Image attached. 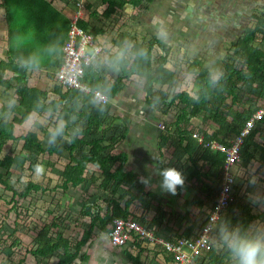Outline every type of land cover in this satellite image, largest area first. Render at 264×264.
Wrapping results in <instances>:
<instances>
[{"label": "trees", "instance_id": "16d2710c", "mask_svg": "<svg viewBox=\"0 0 264 264\" xmlns=\"http://www.w3.org/2000/svg\"><path fill=\"white\" fill-rule=\"evenodd\" d=\"M188 8H191V16H198L199 11L205 10L206 6L214 0H184ZM101 4L107 5L103 16L109 18L114 14L125 11L126 6L134 8H142L145 3H153L154 0H100ZM146 7V6H145ZM0 8L5 10L7 23L9 27V51L10 57L7 62L0 63V72L13 73L11 81H5L0 77V85L6 87L7 90H14L13 98L17 104L11 109L14 114L11 122H0V186L6 190H11L14 197L28 198L32 191L43 190L42 184L29 182L25 190L19 192L14 189V186L9 184L14 167L25 170V165L34 156H40L48 153L49 155L57 154L63 148L59 143H50V146L44 147L39 142L38 135L34 132H28L25 135L16 136L14 129L16 125H21L34 112H50L57 111L70 112L73 115L82 118L85 129L76 130L77 135L73 136L66 131L63 135L70 138L71 161L66 165L62 179L63 190H67L69 186L77 188L86 182V174L89 172L88 167L93 165L100 171L102 182L97 186L98 189L109 192L113 197L116 196L119 187H128L117 199L109 200V207L106 211L98 204H84L81 210V216L90 219L89 225L84 229L79 239H70L66 237L65 229L70 228L66 220H61L60 217H55L51 223L43 224L37 231L36 238L33 244L26 247L27 253L37 259V264H49L48 259L55 256L58 260L56 264H75L77 260L82 263L89 261V253L84 252L83 248L93 239L95 230L100 233L108 234L114 218L121 219H136L130 211V207L135 202L146 204L143 199V191L137 182V175L124 171V166L127 162V156L123 153H116V146L122 142L127 136V129L124 125L121 126L111 123L108 124L106 116L111 112L112 107L107 104L105 106L98 105L92 94H84L80 90H64L56 85L53 91L54 99L49 100V93L40 89L28 86V71L41 69H58L63 56V48L68 39L71 26L70 18H67L61 11L56 9L49 0H0ZM91 5H88V10ZM264 9V6H263ZM90 16H97V12H91ZM255 28H247L241 35L240 40L232 45L234 53L237 55L238 62L231 63L229 60L225 63L223 70L219 76L215 77L212 72L201 68L196 70L193 65L188 69L191 72L197 73L196 78L202 83V88L195 92L192 96L185 91L181 92H159L158 101L163 105H171L180 109V114L177 116L174 125L176 126L177 139L180 140V145L187 141L188 146L186 152L193 164H198V161H207L211 163L210 172L215 178L221 177L223 165L226 162V154L220 151L211 153L210 149H202L201 157L196 159L195 155L200 151V147L193 139L192 135L200 129H191L193 127L192 120L195 117H206L217 125L212 134L203 133L204 140L217 141L229 146L228 140L232 136H238L244 127L246 121L254 114L252 108L248 107V96H252V100L264 98V51L253 46L254 41L258 40V36L264 37V13L255 15ZM79 26L89 32L88 24L80 20ZM101 30L92 31L94 40L99 35ZM116 52H110V57L107 61L110 67H116L119 74L111 70L108 71L113 82L108 84L102 83L100 72L102 69L100 58L84 70L82 82L91 87V90H100L106 94L111 101L114 100L125 88L126 83L133 76H138L143 81V89L147 96L151 97L155 90V85L169 86V89L179 87V76L168 69L169 56L171 53L170 47L162 40L152 38L138 39L131 32H123L120 34V39L117 41ZM51 48V50H50ZM158 48L160 54L154 64V50ZM118 53L123 54L122 57H117ZM34 57L38 63V67H25L21 64L25 59ZM182 78V77H181ZM253 84V95H248L246 91L247 85L251 81L262 79ZM256 85V86H255ZM171 87V88H170ZM256 89V91H255ZM245 91L247 92L245 94ZM244 92V94H241ZM151 99V98H150ZM170 99V100H169ZM49 100V101H48ZM87 100L95 101V108L90 113L78 111L80 104ZM149 100V99H148ZM150 102V101H149ZM156 102V101H154ZM256 102V101H255ZM240 108V110H238ZM117 129V130H116ZM116 130V134L112 131ZM260 133L259 137L264 142V120L258 123L256 129L252 131L245 139L241 150V165L247 167L252 161H260L259 168H264V143L259 144L255 137L256 133ZM200 134V133H199ZM171 135V134H170ZM168 137L162 143H166ZM226 139V140H225ZM8 141H23V150L26 155H6L1 157L4 146ZM191 146V148H189ZM89 148V149H88ZM253 151H251V149ZM87 149V150H86ZM259 153V158L256 155ZM195 157V158H194ZM257 167V166H256ZM37 168L36 162H30L28 167L31 172ZM8 173V177L3 173ZM93 184L96 183L94 172H92ZM221 180L219 185L221 187ZM204 185L202 189H206ZM218 189V193L220 190ZM211 193L210 200L215 195L214 190L209 187ZM236 189V187H235ZM217 193V194H218ZM139 195H141L139 197ZM193 203H198L196 199L188 204V208L193 207ZM199 204V203H198ZM215 201L210 207L206 217L213 211ZM202 207V204H200ZM200 207L201 211L202 208ZM238 213H235L237 212ZM236 215L234 218H232ZM142 219V220H139ZM137 219L143 224V218ZM154 220H157L154 219ZM255 220V215L252 213V206L248 203H241L239 199L229 207L225 216L221 219L219 227L227 225L229 228L241 227L254 230L251 222ZM193 221V220H192ZM207 221L203 222V226ZM199 221H193L180 233L179 237L189 238L194 235L196 229L200 228ZM155 222L149 223L148 227L153 228ZM202 226V227H203ZM178 236V234H177ZM12 246L21 243L19 239L14 240ZM221 251L213 249L207 255L205 264H233V260L223 244ZM136 255H129L131 261H136L142 255L143 249L140 245ZM164 264L171 263L168 256H163ZM201 259L198 258L195 264H199ZM11 262V264H21ZM135 264H140L136 261Z\"/></svg>", "mask_w": 264, "mask_h": 264}, {"label": "crops", "instance_id": "0c3cea01", "mask_svg": "<svg viewBox=\"0 0 264 264\" xmlns=\"http://www.w3.org/2000/svg\"><path fill=\"white\" fill-rule=\"evenodd\" d=\"M52 5L61 11L67 18H70L71 15H73L77 11V6L74 9V6L71 4L70 0H49ZM80 1V0H79ZM100 0H89V3L85 2V6H83L82 11L85 10V8L88 10V5H91V9L89 11V15L85 14L83 12V17L81 20L85 21L89 26L88 30L90 33L92 31L101 30L100 34L96 36L95 43L99 46L103 47V52L100 56V61L102 65V69L100 72V78L102 79V83L108 84L110 81L113 82V79H111L108 71L111 70L113 72H116L119 74V70L116 67H110L109 64H107V61L109 59V55L111 51L112 53L116 52L118 49V46H116V42L119 41L120 35L123 32H131L137 36L138 39L141 38H147V40L152 39L149 36L148 31V25L149 27H152L155 31L159 33V36L162 34H167L168 42L167 45L171 49V53L169 56L170 61V67H167L171 71L175 72L179 76V80L181 83H179V87H176L177 91H175L174 88H171L175 92H181L185 91L187 93H190V91L187 89V85L183 84V80H187V78L191 75H196L197 73L191 72L188 69L193 65V67L196 70H200L201 68H204L210 72L214 73L219 72L223 70V67L225 63H227L229 60H231V63L236 64L235 62H238L240 59H238L237 55L234 53V49L232 48V45L234 43H237L242 33L247 28H255L256 27V20L254 19V12L252 11V7L250 4H247L246 2H241L240 0H214L210 2L205 10L199 11L198 16H191L190 10L192 7H194V4H192L191 7L186 6V3L184 0H154L153 3H145L143 4L146 12L143 13L140 18V20H137L136 24H142L146 27L134 28L135 24L128 25H122L119 29V34L110 40V42L107 40V33L105 28H101L98 26L93 27V23H96L97 16L100 15L103 20L109 21V20H115L120 17V15L124 12L121 11L118 14H114L113 16L109 18H105L103 16V13L107 7V5L104 6V10L102 13H98L97 9L93 8V4L98 2ZM187 1V0H186ZM78 2V0H77ZM178 6H181L182 9H186V21L189 24H194L195 26H191L190 31H188V35L191 37L189 40H187L184 43H175L174 39H177V33L176 31L180 30L179 37L182 38V32L186 30V25L182 24L180 25L178 21L180 19H184L181 13V16H179L177 9ZM264 6V5H263ZM85 7V8H84ZM125 10L132 9L129 5L125 7ZM213 9V12L216 11H223L225 15L223 18L216 19L211 22V19L209 18V15L212 14V11L210 9ZM138 9V8H134ZM132 9V10H134ZM193 9V8H192ZM263 9V7H262ZM97 12V16H90L91 12ZM155 15V16H153ZM230 16L227 18V16ZM252 16V19L255 20L254 26L247 25V22L241 21L242 17L248 18ZM157 17V20L153 21V19ZM178 19L172 24L169 23L172 20ZM227 19H226V18ZM233 17V18H232ZM232 18V19H231ZM189 19V20H188ZM189 21V22H188ZM232 22V23H231ZM238 24V29L236 33L232 32L233 25ZM169 25H172L174 29H169ZM183 25L185 26V29H183ZM196 28L199 29V34L197 37ZM183 30V31H182ZM187 32V31H185ZM194 34V35H193ZM93 35V34H92ZM258 36V40L254 41L253 46L257 47L258 49L264 51V48H260L257 46V41L262 42L264 41V37ZM187 37V36H186ZM188 39V38H187ZM161 40V39H160ZM200 40V41H199ZM163 41V40H162ZM192 47L190 50L186 48V45H189ZM227 44H229V47H227ZM186 48V49H185ZM227 48V51H226ZM106 50H109L107 54ZM230 53V54H229ZM160 54V51L158 53V56ZM184 54V55H183ZM117 57H122L123 54L118 53ZM173 55V56H172ZM10 57V51H9V27L7 23V16L5 13V10L0 8V63L1 62H7L8 58ZM182 61V62H181ZM23 65V62H21ZM172 67V68H171ZM182 67V69H181ZM53 68L50 69H41V70H30L28 71V78L34 75V88L40 89L42 91H47L49 93V100L54 99V89L57 85L56 79H54V85L53 80H50V73L52 72ZM7 74H10V77H5ZM40 74L39 78H35ZM264 76V73H263ZM0 77L4 79L5 81H11L10 79L13 76V73L6 72L2 73L0 72ZM182 77V78H181ZM10 78V79H9ZM32 78V77H31ZM30 78V79H31ZM13 80V79H12ZM263 80L257 79L254 82L251 81L247 87L246 91L249 92L248 95H253V84L255 82H259ZM33 82L31 79L30 82ZM12 84H14V80L11 81ZM251 84V86H250ZM256 86V85H255ZM171 89H169V86H161V85H155V90H153L154 94L149 97L147 96L145 90L143 89V81L138 76H133L130 81L126 83V86L124 90L116 97L113 101L110 102V106L112 107L111 112L109 110L108 115L106 116V121L108 122L110 119L112 120V125H124V128L127 129V136L126 138L120 142L115 149L116 153H123L127 156V162L124 166V171L128 173H133L137 175V182L140 185L142 191H143V199H145L147 202L145 206L140 204V202H135L131 205L130 211L132 215L137 217L136 219L143 218V221L147 224L155 222L156 225L153 228H156L158 230L159 234L166 236V233L174 234L172 235L173 239L177 238L184 231V229L189 225L190 219L192 216H204L206 217L207 213L210 210V201L216 200L218 197V189L214 190L210 185L211 180L214 179V181L220 179V177L215 178L212 173L210 172L211 163L207 161H198V164L194 165L192 160L189 158V155L187 154L186 147L188 146V142L185 141L180 145V140L177 139L178 133L176 134V126L174 125L177 116L180 114V109L171 105H161V102L158 101V97L160 94L159 92H168ZM245 91V94L247 93ZM256 91V89H255ZM192 96L195 95V93H190ZM241 94H244V92H241ZM14 90H7L6 87L0 85V122L7 120H10L11 115H13L11 109L14 105L17 104V101L13 98ZM250 99H247L248 107L252 108L253 111H255L256 108L260 106H264V98L259 100H252V96H248ZM51 98V99H50ZM151 98V99H150ZM149 99V100H148ZM11 105H10V103ZM48 100V101H49ZM170 100V99H169ZM150 101V102H149ZM156 101V102H154ZM95 108V101L94 100H87L85 103L80 104L78 107V111H83L86 113H90L92 109ZM240 110V108L238 109ZM9 112L7 115L4 116L5 113ZM39 115L40 117L44 116V112H34L30 117L23 122L21 125H16L14 129V133L16 136L25 135L28 132H34L38 135L39 142L42 143L40 137H39V128L38 123L37 127H35L34 130H28L25 133H22L21 135L16 134V128L17 126H23L24 123L29 121L33 115ZM61 117L59 118V124L62 122L64 125V130L68 132L69 134L76 136L77 131L79 130L77 127L80 128V126H84L80 121L83 119L79 118L75 115H73L70 112H61ZM13 119V116L11 117ZM210 123V124H209ZM109 124V122H108ZM193 127H191L189 130L193 129H200L197 131V133L203 134L208 133L209 135L212 134L216 129H218L217 125L211 122L210 120H207L206 117H195L192 120ZM34 126V125H33ZM76 128L73 129V127ZM161 126H165L162 128ZM50 127V126H49ZM45 133L49 134V143L47 146H45L43 143L42 145L46 148L50 146L51 143V137L55 133L54 130L50 131L49 129H46ZM196 133V132H195ZM171 134V135H170ZM260 133H256V141L263 145V140L261 137H259ZM264 136V133H263ZM168 137V141L164 144L162 143L164 139ZM235 136H232L228 142L234 138ZM226 140V139H225ZM23 142V141H22ZM57 143L61 145L63 148H61L57 154L49 155L48 156H63L65 157V166L63 167L62 173L66 167L71 161L70 158V151L68 150L70 144V138L66 135H63V132L61 136H58L56 138ZM24 144V142H23ZM191 148V146H189ZM89 149V148H88ZM192 149V148H191ZM254 148L251 149L253 151ZM87 150V149H86ZM22 151L23 145H22ZM213 153V152H211ZM44 155V154H42ZM66 155H68L66 157ZM200 151L197 152L195 155L196 159H199L201 157ZM41 156V155H40ZM40 156H35L39 158ZM194 157V158H195ZM259 158V153L256 155V159ZM37 164V168L34 171V176L40 177L37 174H40L39 172V164ZM46 166L52 169L55 165L52 162L47 161ZM175 167L178 170H180L184 175L186 174V181L185 186L183 189H178V194L173 196L169 193L162 192L159 187L160 183V177L159 172L167 167ZM260 166V161H252L247 167L243 166V164H239V174L241 176L251 174V170L254 169V167ZM88 171L90 172L89 177L86 175V182L88 184L93 183L92 172H94V176L96 179V182L100 180V183L102 182V177L100 175V171L96 169L93 165H90L88 167ZM96 172H99V175L96 174ZM151 177V186L146 187L143 183L140 182V177ZM209 178L210 182L207 180ZM243 179V177H240ZM221 180V179H220ZM247 180V179H243ZM249 180V177H248ZM36 182V181H34ZM85 182V183H86ZM99 183V184H100ZM211 183V184H210ZM249 183V182H248ZM244 184V189H246L249 184ZM252 183L255 184V178L252 180ZM258 184V183H256ZM204 185H207L206 187H211L214 190L215 195L213 196V199L210 200L209 194L211 193L210 189H202ZM260 187V188H259ZM258 186H251L250 193L252 194H258V192H264V187ZM128 187H119L117 190V194L115 197H113L109 192L102 191V193L108 194L109 199L105 200L106 205H102V208L104 211H106L109 207L108 203L109 200L112 198H118L121 194H123ZM68 190V189H67ZM64 189V191H67ZM121 190V191H120ZM236 190L240 192V187H236ZM139 195V197L141 196ZM194 196V197H192ZM149 197V199H147ZM201 198L202 200H200ZM151 199V200H150ZM196 199V201L199 203H193V207L188 208V204L191 203ZM86 205V203H84ZM87 204H95V203H87ZM156 204V205H155ZM202 204V207L200 206ZM140 206V207H139ZM202 208V211L200 209ZM83 208V206H82ZM81 208V210H82ZM253 209V207H252ZM235 213H238L235 212ZM252 213L255 215V220L253 225L256 223V226L259 225L261 219L264 220V215L261 217V213H256V211H252ZM160 214L159 217H156ZM81 215V211H80ZM171 215V216H170ZM187 217V222L182 225H175L176 220L170 219L169 217ZM236 215H234L232 218H234ZM83 217V216H81ZM89 219L88 217H85ZM157 220H154L156 219ZM200 218V219H201ZM142 220V219H139ZM90 222V219H89ZM173 224V225H172ZM199 226L203 224V221L200 220L198 223ZM109 227V225H108ZM182 227V228H181ZM255 227V226H254ZM95 234L96 230H95ZM161 235V236H162ZM95 237V236H94ZM93 237V239H94ZM92 239V240H93ZM91 240V241H92ZM90 241V243H92ZM223 247V246H222ZM112 249V248H111ZM124 257L129 260L131 264H135L136 261H138L140 264H144L146 262V253L142 254L138 260L131 261L129 258V255H136L138 251L136 248L132 246H128L124 251ZM120 258V257H118ZM121 259V258H120ZM116 264H121V260L116 259ZM148 260H150L148 258ZM147 260V261H148ZM119 262V263H118ZM124 263V262H122ZM171 264V263H169Z\"/></svg>", "mask_w": 264, "mask_h": 264}, {"label": "rangeland", "instance_id": "374dc122", "mask_svg": "<svg viewBox=\"0 0 264 264\" xmlns=\"http://www.w3.org/2000/svg\"><path fill=\"white\" fill-rule=\"evenodd\" d=\"M89 3V0H80ZM182 1V0H180ZM242 3L246 2L247 4H250L252 7V11L256 15H261L264 13V9H262L264 5V0H240ZM71 4L74 6V9L76 7L77 0H70ZM85 6V5H84ZM93 8L97 9V12L100 14L104 10V6L101 4L100 1L96 2L92 6ZM85 8V7H84ZM92 10V9H91ZM210 11H212V14L209 15V18L211 19V22H213L215 19L217 22V19L223 18L225 13L223 11H216L213 12V9L211 8ZM85 14L89 15V11L85 8L83 11ZM146 12L145 7L138 8V9H127L125 10L118 19L115 20H103V18L100 17V15L97 16L96 23H93V27L96 25L101 28L106 29L107 33V40L110 42L111 39L115 38L119 34V29L122 25H128L135 24L134 28H144L145 25L142 24H136L135 22L137 20H140L142 18L141 16L143 13ZM177 12L179 16H182L184 19H180L178 23L180 25L185 24L187 32H182V38H180L178 35L180 33V30H177V39H174L175 43H184L189 40L191 37L188 31H190L191 26H195L194 24H189L185 19L186 15V9H182L181 6H178ZM155 16V15H153ZM230 16L228 15L227 18ZM226 18V17H225ZM226 18V19H227ZM233 18V17H232ZM231 18V19H232ZM176 19L172 20L169 23H174ZM157 20V17L153 19V21ZM189 20V19H188ZM242 23L245 21L247 22V25L254 26L255 20L252 19V16L245 18H241ZM189 22V21H188ZM232 23V22H231ZM232 32L236 33L238 29V24L236 23L235 26H232ZM169 29H174L172 25H169ZM183 29H185V26L183 25ZM150 38H157L163 40L165 43L168 42V36L167 34H162L159 36V33L155 31L152 27H149L148 25V31ZM197 37L199 29L196 28ZM120 35V34H119ZM194 35V34H193ZM187 36V37H186ZM188 38V39H187ZM200 41V40H199ZM169 43V42H168ZM257 46L260 48H264V41L259 42L257 41ZM188 47V48H187ZM227 47H229V44H227ZM187 49H191L192 47L189 45H186ZM185 48V49H186ZM109 50H106V53H108ZM159 49L156 48L154 50V64H156V60L158 58ZM227 51V48H226ZM230 54V53H229ZM184 55V54H183ZM173 56V55H172ZM182 62V61H181ZM170 61L168 63V67H170ZM172 68V67H171ZM182 69V67H181ZM52 72L50 73V80H53L54 85V79L56 76V69H52ZM221 71L215 72L214 76H219ZM10 74H7L5 77H10ZM32 77V78H31ZM28 78V86H34V75ZM40 74L36 76L35 78H39ZM33 80V82L30 80ZM10 79V78H9ZM11 81L12 78L10 79ZM260 82V81H259ZM257 82V83H259ZM183 84L187 85V89L190 91V93H195L199 89L202 88V83L196 78V75H191L187 78V80H183ZM251 86V84H250ZM172 90V89H171ZM172 90L171 92H173ZM177 91V89H175ZM51 99V98H50ZM9 102V100H8ZM10 103V102H9ZM11 105V103H10ZM162 105V104H161ZM9 112L5 113L7 115ZM61 111H57L54 113L50 112H44V116L40 117L39 115H33L29 121L24 123L23 126H17L16 128V134L21 135L22 133H25L28 130H34L35 127H37L38 123V130L40 133L39 137L42 141V143L47 146L49 143V134L45 133L46 129H49L50 131L55 132L56 128L59 125V118L61 117ZM14 116L11 115V117ZM10 117V120H7V122H11L12 118ZM109 120V124L112 123V120ZM82 124V120L80 121ZM210 124V123H209ZM34 125V126H33ZM65 125V124H64ZM50 126V127H49ZM74 127V126H72ZM79 130L85 129V126L77 127ZM117 130V129H116ZM116 130L112 131L114 134H116ZM61 136V135H60ZM22 141H8L7 144L4 146V150L1 154V157H4L6 155H13V154H21L26 155L24 151H22ZM64 154V153H63ZM62 154V156H63ZM60 156H48V154L41 155L39 158L33 157L30 158V161L26 163L25 170H21L20 168L14 167L12 170L11 175H8V173L3 172L6 177L9 176L10 181L9 184L14 186L15 190H18L19 192H22L25 190V187L28 185L29 182L36 181L37 184L43 185V190L40 191H32L30 196L28 198H20V197H12L13 192L11 190H6L4 187L0 186V264H11L12 261L14 263L21 264H37V259L34 258L31 254L27 253L26 247L33 244V240L36 238L37 231L40 229V227L43 224H49L52 222V220L55 217H60L61 220H66L68 226L70 225V228L65 229L66 237L70 239H79L84 231V229L89 225V219L85 217H81L80 211L84 203H95L98 205H106V201L109 199V195L102 193L98 189V185L100 183V180H98L95 184H88L83 183L77 188H73L71 186L68 187L67 191H64L61 187L63 184L62 179V170L65 166V157ZM68 155H66L67 157ZM52 162L54 163V167L50 169L46 166V162ZM30 162H36L39 164V172L40 174H37L40 177L34 176V172H31V170L28 169L30 166ZM171 167V166H169ZM0 171H3L0 169ZM237 172V170L235 171ZM97 175H99V172H96ZM187 174V172H186ZM185 174V176H186ZM8 175V176H7ZM87 177H89L90 172H88ZM95 175V174H94ZM188 175V174H187ZM188 177V176H186ZM249 177L248 182L246 180H243L240 177H237L238 180V187H240V192L237 191V199H239V202L241 203H248L252 205L254 211L256 213H263L261 216L264 215V192H258V194H252L250 193L251 186H258L264 187V168L254 167V169L251 170V174L246 176ZM255 178V184L252 183V180ZM207 180L210 182L209 178ZM220 179L214 181V179L211 180V187L216 190L219 189ZM248 183L249 186L244 189V184ZM258 183V184H256ZM260 188V187H259ZM264 189V188H263ZM121 191V190H120ZM194 197V196H192ZM105 199V200H103ZM149 199V197H147ZM202 200L201 198H199ZM217 199V198H216ZM151 200V199H150ZM216 202V200H214ZM211 205H213V202L210 201ZM156 205V204H155ZM140 207V206H139ZM171 216V215H170ZM156 217H159L160 214ZM202 218L200 216H192L189 218L191 222L193 221H199L202 220L205 221L206 217ZM170 219H175V225H182L187 222V217H177L172 216L169 217ZM201 218V219H200ZM193 220V221H192ZM173 225V224H172ZM147 226V225H146ZM256 230H264V223H261L256 226V223L254 224ZM182 228V227H181ZM97 234H94V239L91 241L92 243H88L87 246L83 249V252L89 253L90 260L89 262L82 263L80 260H77L75 264H116L117 260H121V264H131L129 260H127L124 257V249H118V248H112L109 245V240L107 238L106 234L100 233L98 230H96ZM156 233L161 236L156 230ZM166 236H161L167 241H173L172 234H165ZM19 239L21 243L18 245L12 246L14 244V240ZM220 244V245H219ZM216 247L221 251V243L220 241L216 243ZM158 251H163L161 249H158ZM151 253V251H149ZM148 253V251H147ZM152 254V253H151ZM150 254V255H151ZM154 259L155 252L151 255ZM120 257V258H118ZM162 260V258H160ZM49 264H56L58 262L57 258L55 256L48 259ZM124 262V263H122ZM119 263V262H118ZM147 264H156L153 262V260H148ZM164 264V260H163Z\"/></svg>", "mask_w": 264, "mask_h": 264}, {"label": "built area", "instance_id": "2783aa9c", "mask_svg": "<svg viewBox=\"0 0 264 264\" xmlns=\"http://www.w3.org/2000/svg\"><path fill=\"white\" fill-rule=\"evenodd\" d=\"M77 11L73 14L68 39L63 48L60 67L56 70V83L64 90H80L84 94H92L98 105L105 106L110 98L100 90H91V87L82 82L84 70L95 61L99 60L103 47L95 43L93 35L79 26L83 17V1L76 3ZM264 119V107L258 109L245 123L240 134L235 136L230 145H224L217 141H206L199 133L192 135L202 149H210L212 152L220 151L226 154V162L221 172V187L213 211L206 217V224L200 227L193 236L180 237L173 241H167L156 233V228H150L137 219L114 218L109 227L108 234L110 245L114 248H125L135 242H146L158 245L171 260V264H195L200 258L199 264H205L207 255L216 249L219 230L218 225L227 209L235 202L238 185L239 164L241 163V150L245 139L256 128L257 122ZM164 128L165 126H161ZM237 170V172H235Z\"/></svg>", "mask_w": 264, "mask_h": 264}, {"label": "clouds", "instance_id": "9594fccd", "mask_svg": "<svg viewBox=\"0 0 264 264\" xmlns=\"http://www.w3.org/2000/svg\"><path fill=\"white\" fill-rule=\"evenodd\" d=\"M50 50H51V48H50ZM23 66H25V67H38V63L34 57H29L23 61ZM110 102H111V99H110ZM110 102L108 104H110ZM262 107H264V106H260V107L256 108L254 111V114L256 113V111L258 109H260ZM262 120H264V119H262ZM260 122H262V121H260ZM260 122H257V124ZM257 124H256V126H257ZM63 130H64V125L61 122L58 125V127L56 128L55 133L51 137V143H55L56 138L62 134ZM158 175L160 177L159 187H160V190L162 192L169 193V194L175 196L178 194V189H183L185 186V181H186L185 175L175 167L164 168L159 172ZM246 176L247 175H243L242 177H243V179L244 178L247 179L246 182H248V178ZM151 181H152L151 177H144V176L140 177V182L143 183L146 187L151 186ZM236 198H237V196H236ZM235 201H236V199H235ZM215 204H216V202H215ZM228 209H227V211H228ZM227 211H226V213H227ZM252 211H253V209H252ZM262 214L263 213H261V215ZM252 222H254V221H252ZM252 222H251V226L254 228V230H251L249 228H241L239 226L229 228L227 225L220 228L218 225L219 230L216 232V234L218 236V242L222 240L223 244L226 246V248H227V250H228V252H229V254L233 260V264H264V230H256V228L254 227ZM260 222L264 223V220L261 219ZM219 224H220V222H219ZM146 225L148 226V224H146ZM202 225H200V227ZM199 229L200 228L196 229V231ZM103 234H105V233H103ZM108 234H106L107 238H108ZM177 238H180V237L177 236ZM177 238H175V239H177ZM108 240H109V238H108ZM109 245H110V242H109ZM137 245H140V247L143 249L142 254L146 253V255H147L145 258L146 262H144V264H147L148 258L150 260H153V262L156 264H163V256L165 255V252L160 247H158V245L156 246V245H152V244L141 241V242H135L134 244H132L130 246L136 248V250L138 251L139 248L137 247ZM222 246L223 245L221 244V250L223 248ZM127 247L118 248V249H124L125 250ZM111 248H114V247L111 246ZM158 249H161L163 251V253L161 251H158ZM216 249L218 250L217 247H216ZM147 251H148V253H147ZM149 251H151L152 254L155 252L154 259L152 258V256H151L152 254ZM160 258H162V260Z\"/></svg>", "mask_w": 264, "mask_h": 264}]
</instances>
